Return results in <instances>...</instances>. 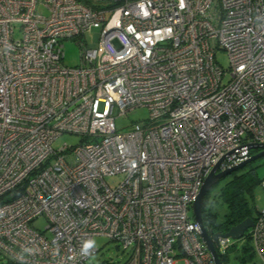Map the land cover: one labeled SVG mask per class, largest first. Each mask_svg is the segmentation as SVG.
Returning a JSON list of instances; mask_svg holds the SVG:
<instances>
[{
	"label": "built area",
	"instance_id": "1",
	"mask_svg": "<svg viewBox=\"0 0 264 264\" xmlns=\"http://www.w3.org/2000/svg\"><path fill=\"white\" fill-rule=\"evenodd\" d=\"M138 108L146 118L116 127ZM64 133L79 143L54 148ZM254 142L264 143V0H0L8 260L20 264L27 245L39 250L29 264H86L98 248L82 257V242L104 236L130 250L120 264H214L191 206L210 171L247 160ZM248 233L264 264V209ZM230 245L219 237L218 254Z\"/></svg>",
	"mask_w": 264,
	"mask_h": 264
},
{
	"label": "rangeland",
	"instance_id": "2",
	"mask_svg": "<svg viewBox=\"0 0 264 264\" xmlns=\"http://www.w3.org/2000/svg\"><path fill=\"white\" fill-rule=\"evenodd\" d=\"M42 13L44 15H47L48 12L45 9H42ZM99 38V30L97 28H92L89 32L86 33V41L87 46L89 47H96L97 41ZM63 52H64V58L63 62L65 65L74 67L78 65L79 63V44L73 40H65L63 42ZM215 59L218 61V63L226 68L228 66V57L225 51L218 50L215 53ZM116 114V113H115ZM147 117V110L145 108H138L133 111H130L124 115H119L115 119V125L120 130H127L130 127V123L134 121H138L140 119ZM80 141V137L73 134L64 133L61 136H59L54 142L53 147L58 148L63 143H68L71 145H76ZM253 167L256 175L259 179H264V156L258 157L255 160L249 162L244 167L240 168L238 171L247 170L248 168ZM226 179V178H225ZM225 179H221L217 184L214 185V187L210 190L209 198H214L216 191L222 185V183L225 181ZM118 180V178H107V181L110 184L115 183ZM254 198H253V204L255 206L254 212L255 214L261 210L264 209V186H262L261 183H258L256 187L254 188ZM214 211L217 213L216 222L220 223L223 219V214L225 212V206L220 204L218 201L214 202ZM32 225L39 229L40 231H43L46 220L43 216L37 217ZM93 239L96 241V247L98 248V251L91 255L88 260L86 261V264H103V262H109L110 264H120L124 263L129 259L130 250L127 251V253H123L122 248L118 245V243L109 241L104 236H95ZM242 242V239L240 240H234L231 239V243L240 245ZM234 254L231 252V262H233ZM260 263V262H259ZM0 264H17L12 263L7 260L3 255L0 254ZM179 264H182L180 262Z\"/></svg>",
	"mask_w": 264,
	"mask_h": 264
},
{
	"label": "trees",
	"instance_id": "3",
	"mask_svg": "<svg viewBox=\"0 0 264 264\" xmlns=\"http://www.w3.org/2000/svg\"><path fill=\"white\" fill-rule=\"evenodd\" d=\"M257 151V149L251 150V154ZM238 170L224 177L226 179L216 191L214 198H209L210 190L214 186L211 187L204 198L202 218L210 236L217 231L226 232L230 227L245 218L251 217L254 219L256 216L253 192L256 185L262 183L264 179L257 177L253 167L247 170ZM216 201L225 206L223 219L220 223L216 222L217 213L214 211V202ZM240 239H242L240 245L231 243L224 254H219L221 264H261L251 244L248 230ZM231 252L234 254L235 260L233 262H231Z\"/></svg>",
	"mask_w": 264,
	"mask_h": 264
},
{
	"label": "water",
	"instance_id": "4",
	"mask_svg": "<svg viewBox=\"0 0 264 264\" xmlns=\"http://www.w3.org/2000/svg\"><path fill=\"white\" fill-rule=\"evenodd\" d=\"M250 147L252 150L257 149L258 151L255 152L254 154H251V156L247 160L239 163L236 166L225 169L223 171H216L217 166L214 167L210 171V173L205 177L202 186L199 190V193L191 206L192 216L199 225L200 236L204 241L205 245L207 246V248L209 249V251L211 252L213 256L214 264H221L219 254L216 249V247L218 246L219 237H230L231 239L234 240L240 239L241 237H243L245 232L250 227H252L253 218L247 217L241 222L230 227L226 232L217 231L212 236H210L204 225L202 218V208H203L204 198L207 192L211 189V187L217 184V182H219L221 179L230 175L232 172L244 167L245 165L255 160L256 158L264 156V143H259V142L250 143Z\"/></svg>",
	"mask_w": 264,
	"mask_h": 264
},
{
	"label": "clouds",
	"instance_id": "5",
	"mask_svg": "<svg viewBox=\"0 0 264 264\" xmlns=\"http://www.w3.org/2000/svg\"><path fill=\"white\" fill-rule=\"evenodd\" d=\"M2 215L3 212L0 211V216ZM95 247H96L95 239L84 240L80 247V255L85 258L89 257L92 251L95 249ZM38 251H39L38 248H36L35 246H27V245L23 246L20 253L17 256V259L20 261V264H29L26 258L30 256H35ZM55 254L56 255L59 254L58 250L56 251Z\"/></svg>",
	"mask_w": 264,
	"mask_h": 264
}]
</instances>
